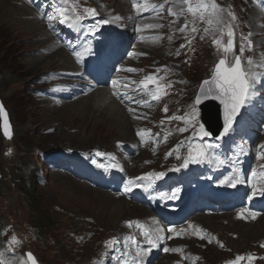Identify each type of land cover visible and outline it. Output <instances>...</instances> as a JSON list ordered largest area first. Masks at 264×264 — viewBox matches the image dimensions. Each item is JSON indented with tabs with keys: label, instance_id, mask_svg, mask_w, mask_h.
Masks as SVG:
<instances>
[{
	"label": "rangeland",
	"instance_id": "rangeland-1",
	"mask_svg": "<svg viewBox=\"0 0 264 264\" xmlns=\"http://www.w3.org/2000/svg\"><path fill=\"white\" fill-rule=\"evenodd\" d=\"M131 1L67 0V3H63L62 0H53L54 13L49 12L46 15L41 11L44 0H0V99L9 112L13 130L12 139L8 142L0 128V228L2 229L0 240L4 245L3 249L0 246V264H25L24 255L25 252L29 251L35 254L39 264H86V261L95 255L97 256L96 262L99 264H106L111 258H115L119 264H124L127 262L125 259L129 255L131 258L135 255L133 252L130 254L129 246L125 248V244L130 243L128 238L131 236L127 233V230L120 229L122 222H127L131 218H140L141 216H135L134 210H137V212L143 211L142 220L147 226V231H152L149 225L154 222V219L147 217L148 210L142 206H130L129 209L133 210V215L125 213L124 210H116L113 213V210H109L108 207L105 208L103 204L110 205L102 197L112 201L123 199L122 201L127 205L132 203L127 202L124 191L112 196L110 193L92 189L99 182L100 174L97 170H100V168L93 165L91 160L96 159L100 163L99 158L94 154L95 151H112L114 156L109 152H105L106 156L115 157L110 163H105L106 167L118 164L123 169L122 172L127 174V176L123 175L126 183L128 178L142 176L149 172L169 150V147H165L156 138H152L149 141L151 144L142 150L139 143L137 146H133L137 141H140L136 140L139 137L137 133L134 135L133 130L150 129L155 134L158 132L163 136H167L166 128L161 126L162 123L157 124V115L155 114L150 116L148 126L143 128L140 120L134 122L131 116V113L135 112L137 116L134 114L133 118L138 120L140 114L136 112L139 111H129V108H127L126 115L131 119V123H134V128L130 132L131 135H126V131L123 130L128 126L125 120L123 122L119 120L121 125L115 126L112 124L114 116L111 113H105L100 118L101 113L97 112L95 114L94 107L89 102L81 101L86 98L89 99L92 94V92H89L88 95H90L84 98V94L81 93L82 87L85 88V92L88 90L86 75H81V72H79L77 76H73V81L78 79L76 85L74 82L71 84L70 80L66 81V84H68L66 85V77L61 75L66 72L64 71L65 67L59 64L60 58L53 56L54 54L50 52L47 41L39 38L36 28V25L40 26L43 28L42 33L52 35L50 43H55L63 50L67 40L72 45L73 40L69 38L72 35L70 29L75 26L70 25H73L77 15H85L83 21H78L79 27L83 29L84 33L88 29H92L93 25H97L98 30L95 32L101 39H106L109 32L113 33L112 39H127L130 33L134 42L142 31H136L139 26L138 21H142L147 17L150 19H146L144 22L155 21V18L148 16L151 13L150 9L142 14H136L132 11V17H129V14L121 13L131 10L133 0ZM144 1H146L144 3H147V0ZM161 2L162 0H150L148 4L159 6ZM218 3L223 9L212 6L213 11L208 16L213 18V22H210V24H207L203 19V14H201V17L196 12L195 14L189 12L187 8L180 11L175 24H167L163 30L153 34L157 42L147 52L150 57H144L140 61L135 58L128 61V65L132 68H142L146 77L158 76L173 81L170 91L166 89L160 93L161 99L157 101V104L165 97L166 102L163 105L173 103L172 110H176L175 116H183L191 110L186 109L179 112L181 107L194 104L195 97L200 93L203 81L210 80L209 77L214 75L215 69L213 67L220 59H225L228 66H232L236 57H240L243 69L246 70L254 69L253 64L260 63L263 59L262 47H254H258L257 44L264 39V33L262 37L252 42L253 47L250 49L245 42H238L235 45L240 52L238 50L234 51L229 56L228 53L222 51V45H226L229 39L227 33L230 30L235 32L234 28L242 22L252 26L257 21L252 29L255 32H264V28H257L264 19L261 16L258 18L261 12L249 0H218ZM85 8L95 9L97 15L92 18L87 17L83 11ZM61 13L68 17L65 24L59 22L62 18ZM157 15H159L157 16L159 21L165 23L163 17L159 13ZM103 20H108L109 23L98 24ZM51 25L56 26L55 30ZM152 25L156 24L153 22ZM227 27L229 28L227 29ZM181 28L184 30L180 31ZM193 28L196 31H192ZM151 30H154V28H151ZM58 31H64V35L60 34L58 36L55 34ZM220 35H223L219 39L221 45H211L212 41ZM204 38L203 48L195 58L196 45ZM91 39V44H96L92 35ZM132 39L130 38L129 42ZM86 45L88 47L87 51H85V46L80 47L83 56L86 53L89 55L91 53L90 46L87 43ZM150 45L144 44L140 48L148 50ZM242 46L243 52H241ZM188 47H191V58L184 64V56L179 53V49ZM44 56H47V59ZM75 57L74 55L73 61H75ZM248 57L251 59L249 60ZM256 57L257 59H254ZM84 65L82 63V71ZM122 69L125 68L122 67ZM54 70L61 73L46 75V72L47 74L53 73ZM68 70H71V68H68ZM262 71L264 72V66ZM90 78H92L91 75ZM113 80L124 84L127 83L128 77H122L119 72ZM61 83H64V85ZM103 86L112 87L118 91V87H113L111 82L109 86ZM75 89H79L80 93ZM96 90L93 89V92H96ZM153 90L154 86L151 85L144 92L149 94ZM108 93L106 90V95L112 101H115L111 93ZM54 100L58 101L55 103ZM61 100L66 101L62 102ZM80 101L81 104L78 103ZM99 101L97 106L106 105L101 98ZM115 105L119 108L122 106L116 101ZM123 107L133 108L134 106L123 104ZM56 109L58 111H55ZM97 109H100V107H97ZM148 113H150L149 108ZM162 115L163 110L161 109L159 116ZM209 116L211 115L206 114V117ZM93 117H95V120H92ZM88 119L92 121H88ZM93 121H105L106 128L101 131H94L93 126H89ZM108 124L113 126L110 132L107 130ZM168 125L175 132H178L182 127H189L183 121L176 119H170ZM138 130L135 132H139ZM176 135L173 136L171 142L169 141L170 147H174L171 144L176 140ZM198 135L202 138L200 134ZM152 136L159 138V135ZM144 139H150V137ZM156 143L160 148H156ZM119 144H128L136 152L132 156L122 159L124 152L119 150L115 156V148ZM35 166L39 169L42 168V171L35 173ZM112 169L120 171L119 168ZM84 174H87V180L96 182L85 184L84 181H77L80 178H85L83 177ZM111 183L115 185L122 184L121 180L111 181ZM79 187L98 191L100 196L89 191L85 194ZM30 191L34 203L30 201ZM89 194L95 195L98 200H93V196ZM100 198L103 203L99 200ZM106 210L111 214L113 213L111 220L102 216L101 213ZM40 215L42 221L39 224H47L50 221L55 224V231L41 230V233L39 232L37 220H40ZM262 217L253 224L246 223L243 228H237L239 231L235 229L234 225H230L231 217L229 216L216 221L217 226L213 228L205 226L210 236L216 238L220 237L221 234L224 235L226 242L231 240L228 243L231 250L234 251L232 255L220 253V250L212 245L210 236L206 234L187 235L185 239L173 241L169 246L173 247L175 244L184 241L186 244H183L189 246L188 250L192 252V259L195 258L198 264H232L241 255L240 251L252 250V244L264 241V238H262L264 237V219ZM196 220L202 224L204 223V220L197 218ZM137 228L135 227L133 231H136L137 236H139ZM246 229L253 231L254 234L260 233L261 238L250 239L248 237L246 239L247 237L245 238L244 234H241ZM225 232L232 236L226 235ZM124 236L126 241L123 243L121 239ZM201 236L204 238L200 239ZM111 237H117L118 239L117 243L112 245L115 251L106 246V242ZM60 244L65 245L63 251L57 249ZM127 249L128 251H126ZM102 250L103 255L101 254ZM263 261V258L255 257V263ZM159 264H170L169 257H163Z\"/></svg>",
	"mask_w": 264,
	"mask_h": 264
},
{
	"label": "snow or ice",
	"instance_id": "snow-or-ice-1",
	"mask_svg": "<svg viewBox=\"0 0 264 264\" xmlns=\"http://www.w3.org/2000/svg\"><path fill=\"white\" fill-rule=\"evenodd\" d=\"M63 3H67V0H62ZM184 3L189 4L188 11L195 14L196 11H199L201 9L207 10V6L205 4L199 3L196 8H193L190 4V0H183ZM215 3H213V7H215ZM132 7L139 13L143 11H147L150 8H156L157 6L155 4H148L143 3L138 4L136 3V0H133ZM84 13L87 17L92 18L97 15V12L93 8H85ZM171 11V10H170ZM62 18L60 19L61 24H65L68 20L67 16H64L63 13H61ZM85 19V15H77L75 18V21L73 22V25L75 26L76 22L83 21ZM108 20H103L98 22V24H108ZM154 27H159V25H146L145 28L151 29ZM98 30L97 25H93L92 29H88L84 34L87 35H95V31ZM142 29L138 26L136 28V31L139 32ZM184 29L181 28L180 31H183ZM192 31H196L195 28L192 29ZM229 39L226 45H222V51L224 53H229L234 48V42L232 39V32L229 31L227 33ZM214 44L221 45L220 40L214 41ZM183 47V45H182ZM88 49L85 48V51ZM241 52H243V46L241 47ZM74 55L76 56L77 60L80 61L83 57V53L81 51H74ZM179 55V53H177ZM127 72H135L137 71L134 68H127L124 69ZM135 81L129 80L128 83L122 84L119 81L113 80L111 81V85L113 87H119L128 89L131 84H134ZM261 84V79L258 78V76L255 73H246L241 66V61L239 57H236L235 63L228 67L226 66V60L220 59L219 62L215 65L214 75L212 79L203 81L201 87H200V93L195 97L194 104L191 106V110L187 112L183 116H175L171 117L170 119H176L183 121L186 125H192L194 131L196 130V125L198 124L197 121V111L196 106L200 105L202 100H207L209 98L216 99L219 101L221 105H223V128L222 131H220L219 135L215 136V141L220 142L225 137H228L231 135L233 131V125L234 122L237 121L238 115L241 113V109L246 108L247 105L251 103L254 96L257 94V85ZM149 85L155 86V91H151L149 95L151 96V99L154 101H158L161 99L160 93L163 88L171 87V82H169L168 85L161 86L157 83V77L155 76H148L145 79L141 80L139 82V85L137 88L131 89L132 92H137L140 90H147L149 88ZM117 97L123 96L124 99L130 100L133 103L140 104L142 106L141 101H135L131 96L128 95V92L125 91L123 93L117 91L114 93ZM129 111H134L131 107L129 108ZM165 112L168 111L167 107L164 109ZM0 118L3 119V128H4V135L8 138H10L9 133V124L7 121L6 114L4 113V110L2 106H0ZM180 132H186L188 131L187 127H182L179 129ZM148 134L145 130H141L137 132V136L140 138V140L143 142L145 136ZM198 134H200L202 137H208L210 133L208 131H205L204 125L199 124L198 127ZM220 144H196L194 147L190 144L188 148L187 155L183 157L182 163L179 165V167H172L167 169V171L170 172H179L181 168H188L189 165H199L204 163L206 152L208 149L211 148H219ZM262 152V155L259 157L260 159H264V144L259 146ZM179 146H177V155L176 159L180 160L181 156L178 151ZM10 151V150H9ZM247 153L243 152V149H241L240 153L238 155H246ZM167 155H172L171 152H169ZM233 155H237L233 153ZM95 156L98 158H103L105 156L104 152L97 151L95 153ZM91 163L93 165H96L99 168H103L104 165L98 163L96 159L91 160ZM223 163V161H221ZM233 163H238V160H233ZM109 168H119L120 171H123L122 168L118 164H112L109 165ZM240 169L236 168L233 170V174L230 175H224L222 179L219 180L220 185H226L232 188H235L238 184L244 183L245 181L241 179L240 177ZM166 175V172H157V171H151L148 172L142 176L134 177V178H128L126 183L124 184V192L129 193L132 192L133 189L139 188L142 189V191L146 194H149L151 197V190L156 185L157 181H161L164 179ZM259 178L257 179V177ZM256 179V183H252V180ZM147 181V183H145ZM248 184L250 185L252 192L247 197L248 200H251L253 196L259 195L264 197V168L260 170L259 173H257V170L255 168L252 169L250 178L248 180ZM157 196L160 199H171L175 200L178 198V191H173L169 195L165 196L164 193H157ZM245 213H248L252 216V218H255L257 216V213L250 212L247 208H242L240 212L238 213V218H245ZM159 223V222H157ZM127 226L131 228L133 226V222L129 221ZM137 227H139V224L137 223ZM189 227H192V225H189ZM164 229L161 227H157L156 229L152 230L151 232L145 230L142 231L143 241L141 243H145L149 245L150 247L148 249H145L141 251L139 248L135 253V257H133V264H139V261L136 260V257H142L143 255H146L151 248H155L158 246V242L162 241L164 237L160 234L163 232ZM167 231L174 234H179V232L185 231L184 229L178 230L175 227H168ZM204 237L201 236L200 239H203ZM128 239L131 240L133 245H137V240L135 237H129ZM109 247L116 244V240H109L106 242ZM128 245L125 244V248H127ZM261 247H264V245H261ZM165 252L169 251H175L174 249L164 248ZM127 255V253H125ZM244 257H237L235 261L232 262V264H240V261H242ZM255 257L248 256L247 260L252 261ZM28 260L32 261V264H35V261L31 254H28Z\"/></svg>",
	"mask_w": 264,
	"mask_h": 264
},
{
	"label": "bare ground",
	"instance_id": "bare-ground-1",
	"mask_svg": "<svg viewBox=\"0 0 264 264\" xmlns=\"http://www.w3.org/2000/svg\"><path fill=\"white\" fill-rule=\"evenodd\" d=\"M130 2H132L131 0H129ZM144 2H146V1H144V0H136V3H138V4H142V3H144ZM148 3V2H147ZM128 10V9H127ZM129 12H121V13H123V14H125L126 13V15L127 14H129V17H132V11L134 12V13H136V14H142L143 12H136V10L132 7L131 8V10H128ZM157 16H159V15H157ZM146 19H150L149 17H147V18H145V19H143L142 21H140L141 23H143V24H148V25H152V23L154 22L155 23V21H148V22H144ZM161 22V21H160ZM85 25H86V22H85ZM87 26V25H86ZM119 26V25H118ZM120 27V26H119ZM36 28H37V35H39V38L40 39H42V40H46L47 41V43L49 44V49H50V52L52 53V54H54L53 56H55V57H59L60 59H59V64L61 65V66H63V67H65V70L64 71H67V73L68 74H70V75H75L76 76V74L78 73V72H80L81 71V69H80V66H81V60L80 61H78L77 60V62L75 61H73V56H72V54L67 50V49H61V48H59V46L57 45L56 46V44L55 43H50V40H51V36L52 35H50V34H48V33H42V27H40V26H37L36 25ZM88 28V27H87ZM44 31L46 32V30L44 29ZM165 32V31H164ZM163 32V33H164ZM44 34H45V36H44ZM55 34H57L58 36L61 34V35H64V31H62V32H60V31H58V32H55ZM83 33H81L80 35H79V37H78V39H80V38H83V35H82ZM29 37V36H28ZM54 39V38H53ZM87 39H89V35H87V36H85V39H84V42L83 43H85V41L87 40ZM55 40V39H54ZM56 41V40H55ZM80 43V41L78 40V45H80V46H82L83 45V43H81V44H79ZM77 46V45H76ZM70 51H72V52H74V51H77V49H75L74 47H72L71 49H70ZM144 51H146V52H148V51H150L149 49L148 50H144ZM155 51V50H154ZM175 53V52H174ZM53 56H51V57H53ZM98 57L99 58H101L99 55H98ZM44 58L45 59H47V56H44ZM50 58V57H49ZM48 58V59H49ZM132 60V59H131ZM54 61V60H53ZM73 63H75L76 65L75 66H72V64ZM94 66H95V69H96V71L100 74V70H99V63L97 62V61H95L94 62ZM163 67V66H162ZM68 68H71V70H68ZM171 69V68H170ZM101 71L102 72H104L105 70H103V69H101ZM169 71V70H168ZM172 71V70H171ZM53 73H57L58 71H56V70H54V71H52ZM53 73H48L47 74V72H46V75H49V74H53ZM172 75V74H171ZM173 76V75H172ZM71 83V82H70ZM85 86V85H84ZM88 86V85H87ZM96 86H100V82H97V85ZM99 89H97L96 90V92H92V94H91V97L89 98V99H87L86 97L87 96H89L88 95V93L87 94H84L83 95V97L84 98H86V99H83V100H81V101H87V102H89L94 108H93V111H94V113L96 114L97 112H99V113H101V115L99 116L100 118L101 117H103L104 116V114L105 113H111L113 116H114V119H112L113 121H112V124L113 125H115V126H120L121 125V123H120V121L119 120H121L122 122L125 120L126 122H127V124H128V126L127 127H125L123 130H125L126 131V135H129L130 134V132H131V129L133 128V124L134 123H131V119L130 118H128L127 116L128 115H126L127 113L125 112V114H124V111H123V109L122 108H119V107H117L116 105H115V101L113 100H111L107 95H106V89L105 88H101V87H98ZM175 92V91H174ZM183 93V92H182ZM109 94V93H108ZM111 96H113V97H115L116 95H114V92L113 93H111ZM177 96V95H176ZM101 98V100H104V103L106 104L105 106H103V105H101V106H97V104H99L98 102H100L99 101V99ZM93 100H95L94 102H93ZM78 102L79 104H81L82 102ZM130 101V100H129ZM184 101V100H183ZM120 102V101H119ZM166 102V101H165ZM174 102V101H173ZM187 102V101H186ZM120 104V103H119ZM173 104V103H172ZM55 105V104H54ZM96 106V107H95ZM97 107H100V109H97ZM104 107V108H103ZM175 107V106H174ZM56 108V107H55ZM203 109H204V113H206L207 115H212V114H214V113H216L217 114V116H218V119L220 120L221 119V116H219L218 115V112H219V109H218V107H217V105H211V102H209L207 105H204L203 106ZM55 111H58V109H56ZM163 116V115H162ZM91 117V116H90ZM90 117H89V119H90ZM95 117H93L92 118V120L94 119ZM99 118V119H100ZM88 119V121H92V120H89ZM95 120V119H94ZM111 121V120H110ZM109 122V121H108ZM88 124H89V122H88ZM90 127L91 126H93V129H94V131H97V130H99V131H101V130H103V129H105L106 128V123H105V121H102V122H97V121H93L92 123H91V125H89ZM108 129L107 130H109V132L110 131H112V129H113V126L111 125V124H108ZM88 129V128H87ZM134 131V130H133ZM122 132V131H121ZM121 132H120V134H121ZM123 134V133H122ZM131 135V134H130ZM123 136V135H122ZM124 137V136H123ZM127 137V136H126ZM125 139H127V138H125ZM133 139V138H132ZM119 145H121V144H119ZM125 145V144H124ZM134 148L133 147H128L127 148V150H123V151H125V152H127V153H129V154H133L134 153ZM136 152V151H135ZM123 153V152H122ZM129 156H131V155H129ZM112 159H113V157H108V156H104L103 157V160H102V163H110L111 161H112ZM102 177L104 176V173H101L100 174ZM122 175H125L123 172H120V171H112L111 173H110V177H114V176H117V177H120V176H122ZM96 186V185H95ZM97 186H102V187H105V185L104 184H98ZM80 188V187H79ZM81 189V188H80ZM81 190H83V192H85V194H86V192L87 191H89L90 193H97L96 195H98V191H101V190H99V189H96V190H98L97 192L96 191H93V190H90V189H85V188H83V189H81ZM117 191H122V189H121V187H115V195H116V193H117ZM102 192H104V191H102ZM114 194H112V196H114ZM89 195H91V196H93V200H98L97 198H96V196L95 195H92V194H89ZM106 195V194H105ZM98 196H100V195H98ZM102 197V196H101ZM102 199L104 200V201H106L110 206H107V205H105V204H103L104 206H105V208L106 207H108V209L109 210H113V213L116 211V210H124L125 211V213H127V214H130V215H133V210H130L129 208H130V206H132V205H137V204H135V203H132V202H128V203H132V204H130V205H127L124 201H122V200H120V201H112V200H109V199H107V198H103L102 197ZM102 203H103V201L101 200V198L99 199ZM96 202V201H95ZM99 203V202H98ZM99 211V210H98ZM179 212H180V210L179 211H177L174 215H176V216H178L179 215ZM112 213V214H113ZM121 213H123V212H121ZM134 213H135V216H141L140 218H142V214H143V211H138L137 212V210H134ZM102 214V216H104L106 219H108V220H111V217H112V214H111V212H108V210H106V211H104L103 213H101ZM126 214V215H127ZM150 216H152V212L151 213H148ZM155 214L156 215H158L159 213L158 212H155ZM226 216H217V215H215V216H200V217H198V219L199 220H204V226H206V227H211V228H213L214 226H217L216 225V221H219V219L221 220V218H225ZM140 218H138L137 217V219H140ZM263 219H264V216L262 217ZM131 219H135V218H131ZM130 219V220H131ZM234 219H235V221L233 220V219H230V225L231 226H235V229L237 230V228H243V226L245 225L246 226V224H244L243 222H241V221H239L237 218H235L234 217ZM129 220V221H130ZM262 222V221H261ZM264 222V221H263ZM264 224V223H263ZM153 225H157L156 223H153ZM107 226H108V223H107ZM263 226V225H262ZM264 227V226H263ZM224 229V228H223ZM137 231L139 232V237L140 238H143V236H142V231H145V229H144V227H142V226H139L138 228H137ZM237 231H239V230H237ZM242 231V230H241ZM165 232V230L163 231V232H161L162 234ZM167 233V232H166ZM226 233V232H225ZM241 234H244V237L246 238V239H248V237L250 238V239H260L261 237V234L260 233H256V234H254L253 233V231H250V230H243V232L241 233ZM221 235V234H220ZM224 236V235H223ZM223 236H222V239L220 238L219 239V241H220V244H221V246H222V248H224V244L226 245V239H225V237L223 238ZM263 236V235H262ZM238 238H239V236H238ZM262 238H264V237H262ZM231 239V238H230ZM233 239H236V238H233ZM228 242H231V240H229ZM208 243V242H207ZM206 243V244H207ZM205 244V243H204ZM210 245V244H209ZM212 248V247H211ZM214 248V247H213ZM221 253V252H220Z\"/></svg>",
	"mask_w": 264,
	"mask_h": 264
},
{
	"label": "water",
	"instance_id": "water-1",
	"mask_svg": "<svg viewBox=\"0 0 264 264\" xmlns=\"http://www.w3.org/2000/svg\"><path fill=\"white\" fill-rule=\"evenodd\" d=\"M209 102H211V105H217V107H218V109H219L218 115L220 114L219 116H221V119L219 120V119H218V116H217L216 113L212 114L213 116L211 115V116H209V117H206V114L203 115V120H204V122L207 124L208 128H209L211 131H213L214 129L219 128L220 126L223 125V105H221V104L219 103L218 100H216V99H212V98H209V99H207V100H202L200 106H201V108H202V110H203V114H204L203 106H204V105H207ZM0 106H2V108H3V110H4V113L6 114L7 121H8V124H9L10 138H11V136H12V132H11L12 127H11V122H10L9 112H8V110L5 108V106H4V104H3V102H2L1 99H0ZM0 121H1L2 134L4 135L3 119L0 118ZM214 126H216V128H214ZM4 137H5L7 140H10V138L6 137L5 135H4Z\"/></svg>",
	"mask_w": 264,
	"mask_h": 264
},
{
	"label": "trees",
	"instance_id": "trees-1",
	"mask_svg": "<svg viewBox=\"0 0 264 264\" xmlns=\"http://www.w3.org/2000/svg\"><path fill=\"white\" fill-rule=\"evenodd\" d=\"M31 191L29 192V196H30V201H32V203H34V198H32V196H31ZM41 216V215H40ZM39 219L40 220H37V223H38V228H39V232L41 233V230L43 231V230H49L50 232H53V231H55V224H53V223H51L50 221L47 223V224H44V223H40L39 224V222H41L42 220V216L41 217H39ZM55 243H56V241H55ZM59 248H57V249H59L60 251H63L64 250V248H65V245H63V244H60L59 246H58Z\"/></svg>",
	"mask_w": 264,
	"mask_h": 264
}]
</instances>
